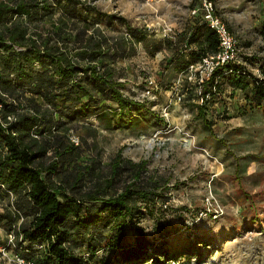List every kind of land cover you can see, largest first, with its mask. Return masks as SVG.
Here are the masks:
<instances>
[{
    "label": "rangeland",
    "instance_id": "obj_1",
    "mask_svg": "<svg viewBox=\"0 0 264 264\" xmlns=\"http://www.w3.org/2000/svg\"><path fill=\"white\" fill-rule=\"evenodd\" d=\"M80 1L97 9V27L112 44L127 36L129 25L147 32L146 41L135 43L133 48L129 44L123 50L115 45L116 54L108 60L114 79L124 85V97L146 105L147 111L139 108L130 115L127 110L119 111L116 102H110L98 117L69 124L66 138L79 148L80 156L72 157L75 167L67 165V172L73 176L71 183L77 172H83V166L90 167V173L86 172V177L74 186L84 192L112 180L108 191L116 194L134 179L128 175L129 170L122 169L115 175L116 158L120 155L124 161L144 163L147 172L138 185L148 189L146 183L151 181L158 194L170 198H156L155 204L136 201L143 213L141 226L150 239L163 243L169 251L193 249L191 264H264V106L250 105L237 84L238 80L246 82L248 78V83L253 76H260L264 0L214 1L218 15L228 23L238 42L240 60L236 70H246L247 74L223 79L219 90L213 88L212 93H205L211 86L207 79L201 82L199 69L184 70L176 63L179 50L191 54L184 39L192 32L194 18H202L200 0ZM59 17L57 14L55 19ZM30 28L33 38L41 42L48 35L50 21L30 22ZM57 43L66 50L74 41ZM187 61L189 64L190 58ZM147 79L161 88L156 102L139 101ZM177 93L184 94L180 102ZM167 103H171L168 125L172 130L153 138L167 123L160 121L161 109ZM199 111H204V116ZM204 117L212 124V131L206 127ZM225 119L222 129L215 127L217 121ZM82 125L85 127L80 128ZM188 135L191 144L186 147L183 139ZM54 155L50 150L44 158L46 165L57 159ZM56 164L61 166V162ZM53 180L64 184L57 174ZM204 209L209 212L199 219L198 213ZM12 212L16 213L9 199L0 195V215ZM8 229L4 219L0 222V264H17L28 254L25 250H32L27 242L23 250L19 244H9ZM80 252L87 258L86 264H98V259L90 258L85 250ZM99 253L103 257V251Z\"/></svg>",
    "mask_w": 264,
    "mask_h": 264
},
{
    "label": "trees",
    "instance_id": "obj_2",
    "mask_svg": "<svg viewBox=\"0 0 264 264\" xmlns=\"http://www.w3.org/2000/svg\"><path fill=\"white\" fill-rule=\"evenodd\" d=\"M209 1L215 4V0ZM201 17L194 18L192 32L184 39L191 54L178 52L177 67L184 70L219 50L218 35L204 22L203 14ZM47 20L48 35L40 42L33 38L30 22ZM98 23L97 9L80 0H0V88L4 94L0 95V195L6 196L16 211L0 215V222L6 219L7 239L13 234L22 250L23 244L29 243L32 251L25 250L28 254L23 256L39 264H86L81 249L98 259V264H191L193 249L166 250L141 226L143 213L136 201L155 204L156 198L170 199L158 194L151 181L146 183L148 189L138 185L147 172L144 163L124 161L120 155L116 158L115 175L123 169L134 178L116 194L108 191L112 180L84 192L75 187L90 173V167L83 166L71 183L68 166L75 167L73 158L80 156L79 148L66 138L69 124L98 117L110 102L130 115L139 108L147 111L146 105L124 97V85L114 79L115 72L108 67V60L116 54L115 45L123 50L129 44L133 48L146 41L147 32L129 25L127 36L112 44ZM55 38L57 41L51 42ZM63 41L74 43L62 50L57 42ZM235 65L217 70L205 93L219 90L221 81L229 76L247 74L246 70L237 71ZM259 67L260 77L253 76L248 83V78L246 82L238 80L237 84L250 105L262 108L264 60ZM202 114L204 111H199ZM10 116L15 121H9ZM205 125L211 128L206 118ZM50 150L57 159L46 165L44 158ZM56 174L64 184L53 180Z\"/></svg>",
    "mask_w": 264,
    "mask_h": 264
},
{
    "label": "built area",
    "instance_id": "obj_3",
    "mask_svg": "<svg viewBox=\"0 0 264 264\" xmlns=\"http://www.w3.org/2000/svg\"><path fill=\"white\" fill-rule=\"evenodd\" d=\"M202 3V9H203V19L204 22L208 25L210 29H212L216 35L219 37V50L216 53H212V55H207L203 57L201 60L196 62V64L190 65L189 68H197L200 70L202 74V83L205 79L207 81H210V79L213 77L214 73L219 69H224L229 64H237L239 63V46L236 39V36L233 35L231 32L228 23L225 22L223 18H221L216 13V6L212 1L209 0H200ZM18 50H22L21 48L17 47ZM260 77V76H259ZM143 94L141 96L140 102H147L152 101L156 102L158 100V96L161 92V88L153 81L152 79H147L146 84L144 86ZM0 95H4L3 91H1L0 88ZM177 101L180 102L184 96V94L177 93ZM2 105H0L1 109ZM170 108L171 103H167L162 109L160 113V118L163 121H166L167 124L165 125L164 129H160L156 131L153 134V138L158 137L163 131H170L172 130L170 128ZM8 120L13 122L15 121L14 116L8 117ZM167 127V129H166ZM75 141V140H73ZM190 135H188L187 138L183 139L184 146L188 147L190 146ZM209 211L200 210L198 213V218L200 219L202 216H205L208 214ZM8 239H10V243L14 244L15 239L13 234L8 235ZM17 264H39L34 261H29L23 257H21Z\"/></svg>",
    "mask_w": 264,
    "mask_h": 264
},
{
    "label": "crops",
    "instance_id": "obj_4",
    "mask_svg": "<svg viewBox=\"0 0 264 264\" xmlns=\"http://www.w3.org/2000/svg\"><path fill=\"white\" fill-rule=\"evenodd\" d=\"M155 117H157L156 115H155ZM158 118V117H157ZM160 119V118H159ZM161 120V122H164L162 119H160ZM228 120V119H227ZM218 123L215 125V127L217 126V127H219L220 129H222L223 128V124L224 123H226V119L225 120H220V121H217ZM167 123H165V125H166ZM165 125L163 124L162 125V128L163 127H165ZM211 131H212V124H211ZM160 130V129H159ZM222 142V141H221Z\"/></svg>",
    "mask_w": 264,
    "mask_h": 264
}]
</instances>
